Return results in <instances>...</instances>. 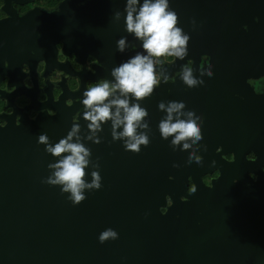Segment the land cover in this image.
Instances as JSON below:
<instances>
[{
    "label": "water",
    "instance_id": "obj_1",
    "mask_svg": "<svg viewBox=\"0 0 264 264\" xmlns=\"http://www.w3.org/2000/svg\"><path fill=\"white\" fill-rule=\"evenodd\" d=\"M248 2L169 0L178 26L190 36L185 59L195 63L200 55L209 56L213 75L197 77L204 84L191 94L180 91L186 86L177 77L170 95L161 84L141 102L149 114L150 143L138 154L113 141L111 122L102 125L99 144L84 139L89 131L81 116L73 122L68 115L43 114L0 128V264H264V95H254L245 80L264 77V2L258 7ZM110 4L106 17L113 27L110 33L106 29L104 48L116 59L107 65L117 67L143 49L126 32V0ZM123 37L129 47L120 53L117 41ZM112 67H107L110 76ZM169 101L185 103V111L202 118L197 156L221 148L213 154L219 176L210 187L200 176L211 170L188 162L192 149L173 150L172 138L160 135L158 124L166 113L158 104ZM73 123H79L82 142L92 154L87 182L94 170L101 176V188L86 191L79 205L59 186L42 182L57 158L38 143L43 133L50 143L59 142ZM247 152L254 161L246 160ZM225 153L233 161L223 160ZM249 172L256 174L255 181ZM109 228L118 238L101 244L99 235Z\"/></svg>",
    "mask_w": 264,
    "mask_h": 264
},
{
    "label": "flooded vegetation",
    "instance_id": "obj_2",
    "mask_svg": "<svg viewBox=\"0 0 264 264\" xmlns=\"http://www.w3.org/2000/svg\"><path fill=\"white\" fill-rule=\"evenodd\" d=\"M111 1L0 0V128L7 123L19 125L26 119L35 120L43 114L49 117L68 115L73 122L83 117V92L102 79L108 80L111 76L107 67L112 66L107 65V60L116 62L115 56H107L104 48L106 29L110 33L113 27L106 17V12L113 7ZM263 2L249 0L248 7ZM25 34L27 39L23 42ZM209 36L210 33L202 41L208 42ZM134 50L135 47L129 49L130 52ZM162 59L169 76L167 84L161 83L166 86L167 95L183 65L192 66L194 75L199 77L200 70L207 68L210 62V57L204 54L195 63L187 58L179 65L175 64V57ZM245 80L254 95H264V77ZM180 91L192 93L187 87ZM220 150L217 147L200 156L199 170H211L200 176L207 187L219 176L218 170L213 168V154ZM221 158L233 161L231 153L222 154ZM245 158L255 160L251 152H247ZM261 169L264 172V164ZM248 175L255 181L256 174L249 172ZM187 184L188 193H191L194 187L190 176ZM166 201L168 207L171 204L168 196Z\"/></svg>",
    "mask_w": 264,
    "mask_h": 264
},
{
    "label": "clouds",
    "instance_id": "obj_3",
    "mask_svg": "<svg viewBox=\"0 0 264 264\" xmlns=\"http://www.w3.org/2000/svg\"><path fill=\"white\" fill-rule=\"evenodd\" d=\"M124 12L126 32L141 42L143 52H136L114 67L112 81L102 79L83 92V119L89 131L84 139L99 144L98 133L103 130L102 125L111 122L113 141H122L126 151L138 154L141 146L147 147L150 143L149 114L146 108L141 107V102L150 98L162 82L168 83L169 76L163 68L162 58L184 60L190 36L178 26V15L170 8L169 0H143L142 3L141 0H126ZM114 18L119 21L121 13L116 12ZM128 47L126 37L117 41L118 52L124 53ZM204 75L212 77L210 67L200 70V76ZM176 76L188 89L204 84L188 64L183 65ZM185 108L183 102H160L158 109L166 115L159 122L158 130L164 140L172 138L170 146L173 150L181 145L182 151L192 149L189 163L201 164L202 158L196 155L198 148L194 146L203 139V121L195 111H185ZM80 132L79 123H73L66 137L55 144L49 142L46 133L38 136V143L45 146V152L57 158L55 163L48 165L51 174L42 182L59 186L73 205H79L86 199V191L101 188L98 171H92L90 183L86 180L92 154L82 142ZM92 167L98 169L99 165ZM117 238L118 234L109 228L99 235V242L103 244Z\"/></svg>",
    "mask_w": 264,
    "mask_h": 264
}]
</instances>
